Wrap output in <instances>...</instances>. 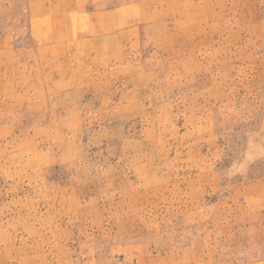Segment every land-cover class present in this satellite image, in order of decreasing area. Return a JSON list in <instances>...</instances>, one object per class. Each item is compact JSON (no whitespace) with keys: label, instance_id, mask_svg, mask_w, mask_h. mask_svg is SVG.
<instances>
[{"label":"rangeland","instance_id":"rangeland-1","mask_svg":"<svg viewBox=\"0 0 264 264\" xmlns=\"http://www.w3.org/2000/svg\"><path fill=\"white\" fill-rule=\"evenodd\" d=\"M0 264H264V0H0Z\"/></svg>","mask_w":264,"mask_h":264}]
</instances>
